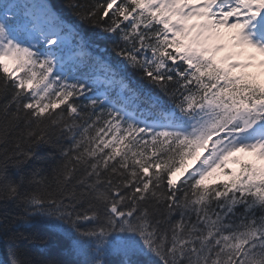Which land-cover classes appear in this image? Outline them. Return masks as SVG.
Instances as JSON below:
<instances>
[{"label": "snow or ice", "instance_id": "1", "mask_svg": "<svg viewBox=\"0 0 264 264\" xmlns=\"http://www.w3.org/2000/svg\"><path fill=\"white\" fill-rule=\"evenodd\" d=\"M0 264H264V0H0Z\"/></svg>", "mask_w": 264, "mask_h": 264}, {"label": "rangeland", "instance_id": "2", "mask_svg": "<svg viewBox=\"0 0 264 264\" xmlns=\"http://www.w3.org/2000/svg\"><path fill=\"white\" fill-rule=\"evenodd\" d=\"M253 68H255V69H257L258 71H260V68H259L258 64H257L255 67H253ZM229 167L237 168L238 165H237V164H232V163H230V164H229ZM215 178H216V179L223 178V174L218 172L217 174H215Z\"/></svg>", "mask_w": 264, "mask_h": 264}, {"label": "trees", "instance_id": "3", "mask_svg": "<svg viewBox=\"0 0 264 264\" xmlns=\"http://www.w3.org/2000/svg\"><path fill=\"white\" fill-rule=\"evenodd\" d=\"M56 2H57L58 4H61V5H62L63 2H64V0H56ZM90 30H91V29H90ZM245 159H250V158L247 157V158H245ZM225 179H227V177H226Z\"/></svg>", "mask_w": 264, "mask_h": 264}]
</instances>
